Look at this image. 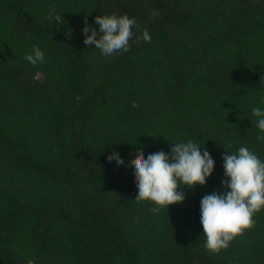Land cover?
Here are the masks:
<instances>
[{
  "label": "trees",
  "instance_id": "1",
  "mask_svg": "<svg viewBox=\"0 0 264 264\" xmlns=\"http://www.w3.org/2000/svg\"><path fill=\"white\" fill-rule=\"evenodd\" d=\"M111 13L136 26L127 52L104 57L81 28ZM33 45L45 63L24 59ZM261 99L264 0H0V264H264V209L218 253L199 222L225 151L264 160ZM188 140L213 172L153 213L129 161Z\"/></svg>",
  "mask_w": 264,
  "mask_h": 264
},
{
  "label": "clouds",
  "instance_id": "2",
  "mask_svg": "<svg viewBox=\"0 0 264 264\" xmlns=\"http://www.w3.org/2000/svg\"><path fill=\"white\" fill-rule=\"evenodd\" d=\"M153 15H158L153 11ZM45 19L51 25L53 21L65 25L60 13L50 8ZM93 28L87 20L83 21L81 33L83 44L94 46L102 56L109 57L114 53L127 52L129 41L133 38L134 18L126 14L116 13L96 15ZM67 29L65 36H70ZM150 42V35L143 30L136 40ZM24 59L33 66L45 63L44 51L33 45ZM260 104L264 105V99ZM251 114L255 117V127L264 133V107H253ZM264 140V135L258 136ZM169 151H156L146 156L137 154L129 161V171L134 174L137 195L134 200L148 201L153 207L150 211L159 213L167 211V207L182 203L185 199L183 189L193 190L197 185L204 186L214 169V160L207 150L193 140L171 143ZM109 162L117 166L124 160L115 150L107 155ZM223 163V179L220 191H213L201 198L199 217L204 236V248L211 253L226 249L229 243L240 235L244 229L252 227V217L264 209V160L245 146L239 147L235 153L226 152L221 157Z\"/></svg>",
  "mask_w": 264,
  "mask_h": 264
}]
</instances>
